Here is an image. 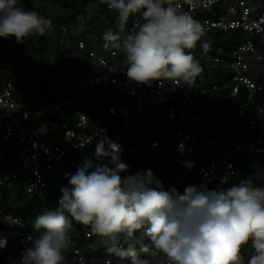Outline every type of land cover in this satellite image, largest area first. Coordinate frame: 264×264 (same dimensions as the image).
<instances>
[{
  "label": "trees",
  "instance_id": "obj_1",
  "mask_svg": "<svg viewBox=\"0 0 264 264\" xmlns=\"http://www.w3.org/2000/svg\"><path fill=\"white\" fill-rule=\"evenodd\" d=\"M33 1H38L39 4L34 5ZM17 2L25 9L37 11L51 21V27L44 35L33 34L26 37L23 43H17L15 36L7 39L0 37V80L16 74L14 95L31 111H39L35 116L37 123L57 122L72 127L79 112L86 113L91 118L102 116L107 113L109 107H119L125 102L110 85H79L86 80L88 73L102 69L90 52L106 57L110 56L111 50H115L116 54L111 56V60L117 66L122 65V58L126 55L122 45L115 47L112 42H106L103 38L110 29L114 33L117 32L119 23L117 11L109 9L106 0H17ZM262 2L264 0H250L249 5L255 9ZM201 14L207 15L209 12ZM134 18H141V23L143 22L141 13L131 15L126 31ZM80 41L84 43L82 48L79 47ZM204 41L209 44L207 50L201 46ZM243 41L244 33L239 28L211 29L204 33L196 48L191 50L202 71L190 81L198 88L190 92L184 121L178 118L170 121L160 109H156L155 119L136 111L129 114V120L139 128L140 140H134L128 131L127 137L134 151L121 155L122 161L129 165L128 173L122 175L151 169L162 181L165 190L176 187L183 193L187 186L199 184L196 175L197 165L210 159L212 151H216L219 158L223 159L224 148L245 140L247 120L240 119L237 112L239 105L245 101L244 90L240 89L237 94L232 95L231 85L226 88L221 86V81L228 80L230 76L225 61L231 58L236 45ZM252 41L263 55V59L254 63L248 72L261 86V91L254 98V104L247 108L255 111L258 106L264 107V41L259 35H253ZM218 47L222 48L221 63L207 61L196 54L197 51L202 54L208 52L214 54ZM207 106H211L216 112H208ZM192 113L200 115L199 125L192 121ZM260 117L264 119V113ZM109 120L114 125L110 131L113 133L120 127L121 117L117 115L110 117ZM210 127L212 133L209 131ZM179 130L187 131L191 135L189 144L194 146V151L188 157L193 158L197 164L191 171L184 169L176 160L175 133ZM206 137H215L217 144L213 147L208 146ZM99 140L101 139L96 138L81 149L75 167L67 164L66 157L61 163H55L50 169L44 170L45 185L32 192H27L23 186V179L28 175L29 167H24L23 162L17 159L15 147H8L0 157V179L10 172H15L16 178L9 182H0V239L5 228H12L4 222L3 214L21 219L26 229L38 236L39 233L35 232L32 226L35 217L58 207V199L62 195L60 189L62 186H68L65 174H74L77 166L85 158L93 157ZM150 140L157 142L152 148L148 146ZM144 143L147 144V152L143 148ZM233 161L232 174L228 176L222 188H230L242 180H251L254 186L264 187V155L235 153ZM80 226L81 224L72 221L69 233L81 247L86 264H105L106 259L114 262L127 261L128 258L120 259L109 253L107 245L98 250L87 248L88 241L85 240ZM105 239L96 235L92 240L101 244ZM135 239H141L144 244L150 245L149 239L146 236L141 237L140 233L136 234ZM119 243L127 247L128 241L121 235ZM241 253L246 264L247 259L253 254L250 242L242 247ZM13 254L10 247L0 248V264H9ZM63 264H76L69 250L65 253Z\"/></svg>",
  "mask_w": 264,
  "mask_h": 264
},
{
  "label": "clouds",
  "instance_id": "obj_2",
  "mask_svg": "<svg viewBox=\"0 0 264 264\" xmlns=\"http://www.w3.org/2000/svg\"><path fill=\"white\" fill-rule=\"evenodd\" d=\"M106 2L117 11L119 23L117 32L110 29L103 38L115 47L122 45L130 80L148 86L162 80L179 84L200 74L191 50L205 29L180 10L177 0ZM184 3L192 5L193 0ZM136 13L143 22L126 31L129 17ZM50 27L49 19L18 6L17 0H0V37L15 36L23 43ZM201 46L207 50L209 44ZM123 151L121 144L106 137L97 142L93 157L85 158L74 174H65L68 186L60 189L58 207L35 217L32 226L39 235L28 238L32 246L22 254L21 264H63L71 246L72 221L90 226L106 238L109 253L131 258V264H149L138 258L137 245L139 252L163 254L167 264H245L241 249L249 242L253 254L246 264H264V187L242 180L227 189H209L202 182L183 193L176 187L165 190L151 169L122 175L129 170L121 159ZM137 233L150 245L135 239ZM121 235L127 247L119 243ZM6 243L0 239V248Z\"/></svg>",
  "mask_w": 264,
  "mask_h": 264
},
{
  "label": "built area",
  "instance_id": "obj_3",
  "mask_svg": "<svg viewBox=\"0 0 264 264\" xmlns=\"http://www.w3.org/2000/svg\"><path fill=\"white\" fill-rule=\"evenodd\" d=\"M250 0H193V4L184 3V0H177L181 4V11L187 12L197 20L208 32L211 29L227 30L239 28L244 33V41L233 49L231 58L226 60L230 76L228 80H222L221 86L226 88L231 85V94L235 95L240 89L244 90L245 101L239 105L237 112L239 118L247 120L248 130L245 133V140L236 142L222 150L223 159L218 153L212 151L211 158L197 165L196 161L188 157L194 151V146L189 144L191 135L187 131L179 130L175 133L176 138V160L186 170L191 171L196 168V175L199 184L207 183L208 188L220 189L223 187L228 176L232 174L233 156L235 153H256L264 155V119L260 117L264 113V107L258 106L256 110H248L254 104L256 94L261 91V86L257 84L249 75L251 66L263 59V55L258 51L257 46L252 41L253 35H259L264 41V2L253 9L249 5ZM18 3V2H17ZM18 6H21L18 3ZM209 12L202 15V12ZM201 14V15H200ZM141 23V18H134L128 30H133ZM79 47H84L82 41ZM222 48L218 47L215 53L196 54L207 61L213 63L223 62L220 56ZM116 51L111 50L110 56H94L102 69L88 73L86 80L80 86L87 84H104L114 87V89L124 98L125 102L119 107H109L105 115L90 117L86 113L79 112L76 115L74 125L68 126L65 123L41 122L37 123L35 116L39 111H31L20 98L14 95V82L16 74L9 78L0 80V157L6 152L8 147H15L17 159L23 162L24 167H29L28 175L23 179V186L27 192L45 185L43 171L50 169L53 164L61 163L64 158L71 167L77 165L80 151L92 140L99 138H111L124 148L122 154H131L134 150L127 137L128 131L136 129L134 123L129 120L131 112L147 114L149 118H157L156 109H160L166 117L173 121L180 119L184 121L187 116L185 107L190 99V92L198 87L192 82H181L176 84L171 80L153 81L151 86L138 84L126 75L127 58H122V65L117 66L111 56ZM204 91V89H201ZM249 111H247V110ZM208 112H216L211 106H207ZM119 115L121 125L115 132H110L114 125L109 120L110 117ZM191 119L195 125L201 123L200 115L191 114ZM208 146H215V137H206ZM157 144L156 140L148 142L149 148ZM181 144L183 151L180 150ZM16 178L15 172L6 174L0 182H9ZM59 201V199H58ZM3 220L9 227L2 232L1 239H6L5 247L12 248L14 254L9 264H21L22 254L28 247L32 246V241L28 238H36L34 234L26 229L25 223L10 214H3ZM83 236L90 250L104 248L105 243H96L92 239L96 236L91 231L90 226H80ZM71 246L68 249L72 259L76 264H86L81 247L77 245L69 233ZM121 244V243H120ZM122 245V244H121ZM147 260L149 264H167L163 254L156 256H138ZM105 264H131V258L126 262H114L110 259L104 261Z\"/></svg>",
  "mask_w": 264,
  "mask_h": 264
},
{
  "label": "rangeland",
  "instance_id": "obj_4",
  "mask_svg": "<svg viewBox=\"0 0 264 264\" xmlns=\"http://www.w3.org/2000/svg\"><path fill=\"white\" fill-rule=\"evenodd\" d=\"M33 4L34 5H38L39 4V2L38 1H33ZM257 64H259V63H257ZM212 129H211V127H210V132L212 133V131H211ZM214 130V129H213ZM129 135L130 136H133V139L134 140H136V141H139L140 140V135H139V133L136 131V129H134V130H131L130 132H129ZM151 141V140H150ZM83 248V247H82ZM147 253H143V252H139V248H138V256H140V255H146Z\"/></svg>",
  "mask_w": 264,
  "mask_h": 264
},
{
  "label": "water",
  "instance_id": "obj_5",
  "mask_svg": "<svg viewBox=\"0 0 264 264\" xmlns=\"http://www.w3.org/2000/svg\"><path fill=\"white\" fill-rule=\"evenodd\" d=\"M143 148H144L145 152L148 151V147H147V144L146 143L143 144Z\"/></svg>",
  "mask_w": 264,
  "mask_h": 264
}]
</instances>
